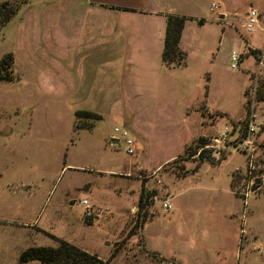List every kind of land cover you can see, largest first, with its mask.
Masks as SVG:
<instances>
[{"label":"rangeland","instance_id":"rangeland-1","mask_svg":"<svg viewBox=\"0 0 264 264\" xmlns=\"http://www.w3.org/2000/svg\"><path fill=\"white\" fill-rule=\"evenodd\" d=\"M39 1L23 3L0 25V58L7 52L13 57L10 72L0 70L13 76L0 80V264H40L19 262L18 256L31 246H56L59 239L110 264H264V99L257 100L264 66L248 51V45L264 46V0H179L193 3L183 70L194 87L186 100L196 104L208 89V109L221 108L232 118L216 120L198 107L187 117L186 130L152 126L143 137L147 146L138 138L130 153L121 139L103 144L99 138L114 126L131 137L121 116L103 115L96 129L74 130L59 86L47 78L36 87L27 83L30 63L47 65L64 49L71 56L74 41L73 23L48 16L40 31L65 26L69 34L53 43L67 48L52 52L49 32L39 39L29 16L56 10ZM211 1L214 10L208 8ZM252 8L261 20L246 32L241 19ZM229 10L238 18L232 29L219 12ZM232 50L241 57L233 68ZM249 119L255 134L247 149L231 139L211 141L224 123L235 128ZM201 121L215 122L213 135L205 136L216 145L205 147L212 150L211 162L180 148L189 130L201 131ZM167 198L170 208L164 210Z\"/></svg>","mask_w":264,"mask_h":264},{"label":"crops","instance_id":"crops-1","mask_svg":"<svg viewBox=\"0 0 264 264\" xmlns=\"http://www.w3.org/2000/svg\"><path fill=\"white\" fill-rule=\"evenodd\" d=\"M30 2L31 0H24L16 11L18 12L23 3L32 6ZM39 2L43 8L56 7L54 14H44L43 9V14L38 15L37 11H33V15L29 16L27 21L29 24L34 22L39 39L42 37L43 41L45 34L42 33L49 32V36H53L50 39L52 52L57 46L67 48L53 43L57 40L55 38L69 34L65 26L59 25L50 31H40L41 20L48 16L58 19L59 24L65 20L70 25L73 23L74 41L70 44L71 56L66 54L67 50L64 49L58 54H53L54 61L47 65L30 63L26 75L27 83L36 87L42 78H47L50 86H59L58 92L62 100L70 105L72 114L78 109L99 114L100 117L94 120L90 129H96L103 115L121 116L129 125L133 142L136 143L138 138H142L140 140L145 147L147 141L143 137L149 128L154 126L164 131L171 127L176 132L186 130L187 117L191 110H197L198 107L203 112L211 113L216 120L222 117L232 118L221 108L208 109V89L198 103L189 105L186 100L189 89L194 87L193 81L185 74L186 70H183L187 67L186 55L189 50L188 39L184 34L188 18L184 21L178 39V48L184 53L182 65L167 66L160 60L165 15L178 14L187 17L192 11L193 3L184 4L179 0ZM219 12L223 13L222 21L225 18L226 25L232 29L234 21H229L226 17L234 16L238 19L236 12ZM240 59L239 56V61ZM137 119H144L143 124H138ZM200 125L201 131L187 132L189 135L182 140L180 148H184L197 136L213 135L211 128L215 122L201 121ZM112 136V131L99 133L103 144L106 138L115 143ZM198 167L192 171H197ZM163 201L169 202L170 198Z\"/></svg>","mask_w":264,"mask_h":264},{"label":"trees","instance_id":"trees-1","mask_svg":"<svg viewBox=\"0 0 264 264\" xmlns=\"http://www.w3.org/2000/svg\"><path fill=\"white\" fill-rule=\"evenodd\" d=\"M18 5L8 0L0 2V25L4 24L15 13ZM186 18V16L178 14L165 15V30L160 60L167 66L182 65L183 63L184 53L178 48V39ZM198 22H201V20H198ZM248 51L257 61L259 49L249 48ZM12 62L13 57L11 52L5 53L0 58V70H8L10 72ZM9 72L0 75V80L12 79ZM263 92L264 86H262V91L259 96H257V100L261 101L264 99ZM243 94L247 95L246 89H244ZM249 101L250 99L246 97L244 101V107L246 109L249 108ZM99 117V114L92 111L83 109L75 110L73 112L72 127L74 130L91 128L94 120ZM88 118L93 122L88 123L86 120ZM207 141L208 139L205 136H197L186 144L182 151L184 153L187 152L186 154L188 155L197 157L199 161L206 159L211 162L213 161V157L211 156L212 150L204 147V145L207 144ZM198 148H200V150L197 152ZM222 157L224 156L222 155ZM29 260H37L40 264H110L108 259L102 260L96 254H90L62 239H59L58 245L56 246H31L21 251L18 256V261L26 262Z\"/></svg>","mask_w":264,"mask_h":264},{"label":"built area","instance_id":"built-area-1","mask_svg":"<svg viewBox=\"0 0 264 264\" xmlns=\"http://www.w3.org/2000/svg\"><path fill=\"white\" fill-rule=\"evenodd\" d=\"M217 7V4L214 1H211L209 4V10H214ZM260 13H258L253 8L249 10V12L246 14V16L241 20L240 26L246 31L250 32L254 26L260 22ZM239 57L237 53L232 50L230 53V67H235L237 65ZM257 63L264 66V46L259 49L258 52V60ZM245 127V129H244ZM244 130V132H243ZM113 136H116V140L118 141L121 139L123 143L126 146V152H131V146L133 144V139L129 136L128 131L125 129H120L117 126H114L112 129ZM231 134V136L228 137V135ZM255 134V126L252 119H249L248 121H244L241 125L237 127H233L232 125H224L222 129L219 131V134L216 136L211 137V141L213 143H225L228 141V139H231L234 143L235 147L240 148V150L247 149L249 146L253 145L252 137ZM206 144L204 147H215V144ZM81 203L84 204V206H87V202L85 199H81ZM164 210H168L170 208V203L163 201L161 203Z\"/></svg>","mask_w":264,"mask_h":264},{"label":"water","instance_id":"water-1","mask_svg":"<svg viewBox=\"0 0 264 264\" xmlns=\"http://www.w3.org/2000/svg\"><path fill=\"white\" fill-rule=\"evenodd\" d=\"M226 19L229 20V21H235L236 20V17H234V16H227ZM112 139H113L114 142L117 141L116 138H112Z\"/></svg>","mask_w":264,"mask_h":264}]
</instances>
